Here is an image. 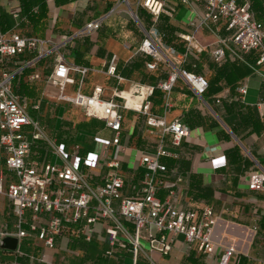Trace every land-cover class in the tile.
Listing matches in <instances>:
<instances>
[{"label":"built area","instance_id":"obj_1","mask_svg":"<svg viewBox=\"0 0 264 264\" xmlns=\"http://www.w3.org/2000/svg\"><path fill=\"white\" fill-rule=\"evenodd\" d=\"M181 1L186 5H203L202 14L192 25L195 31L206 27L217 35V46L212 54L215 60L225 59L229 54L242 61L247 54L257 52L256 63L264 64V24L257 19L252 0ZM7 6L16 25L24 22L21 3ZM142 6L156 17L172 12L164 0H143ZM31 13H38V6L33 7ZM26 20L28 22V18ZM219 22L224 24L225 34L219 33ZM102 23L103 18H96L73 34L57 36L50 32L41 37L4 32L0 22V198L7 197L8 215L13 217L12 225L3 221L0 241L6 236L17 237L16 251L21 252L26 239H37L46 248L55 250L59 238L78 236L92 243L104 236L108 244L104 258L117 259L122 249L131 255L129 264H139L142 256L150 264H159L152 253L170 254L177 237L182 236L189 247L196 246L201 253L212 254L218 244L215 229L220 217L216 209L213 206L179 209L171 199H163L159 194L163 176L169 172L163 158L174 156V151L165 144V136L172 135L171 144L176 148L189 133L181 119L171 123L166 120L172 106L171 92L179 78L185 79L200 96L208 90L209 83L202 75L179 66L186 55H180L176 47L169 45L165 34L153 25L144 30L139 52L151 58L147 63L150 70L160 64L171 67L167 79L157 85L134 84L128 92L115 88L110 99L104 98L105 88L101 85L95 86L91 94L84 93L83 85L91 69L69 62L64 49L77 37L95 35ZM182 38L188 42V48L202 50L195 32L183 34ZM40 65L44 70L38 69ZM106 73L118 82L124 80L118 73L116 55L110 59ZM42 79L48 87V103L62 109L59 118L68 104L86 117L104 120L106 127L113 131L111 140L104 145L105 171L101 182L94 183L75 164L82 162L80 144H75L70 151L58 144V132L50 135L33 114L41 110V104L18 91L24 81L33 84ZM156 89L165 92L164 114L151 110V97ZM237 92L238 97L244 98L247 83H242ZM229 94L226 90L216 98V103H222ZM123 109L144 114L147 124L160 129L161 133L159 147L140 157L141 186L139 190L132 186L137 190L133 195L126 194L127 180L120 171L124 150L121 144ZM209 150L214 152L217 148ZM84 160V163L89 161L87 157ZM168 186L173 196L174 185ZM247 187L264 192V168L260 164L249 171ZM251 231L253 241L258 236L264 245L260 226L254 223ZM244 257H248V253L240 251L235 244L223 245L217 264H230L233 258L235 264H241Z\"/></svg>","mask_w":264,"mask_h":264},{"label":"crops","instance_id":"obj_2","mask_svg":"<svg viewBox=\"0 0 264 264\" xmlns=\"http://www.w3.org/2000/svg\"><path fill=\"white\" fill-rule=\"evenodd\" d=\"M33 1L39 12L32 15L25 11L24 1L15 3H21L24 14L29 16L27 23L19 25H16L10 6H7L10 2H5L6 9L2 2V30L41 37L50 32L62 36L83 29L93 19L103 18L102 27L95 35L77 37L64 49L69 62L91 69L83 85L84 93L91 94L95 86L101 85L105 88L104 98L110 99L115 88L128 92L134 84L157 85L167 79L171 67L160 64L157 69L150 70L147 63L151 58L139 52L144 30L153 25L165 34L169 45L176 47L180 55H186L179 66L202 75L213 92L209 94L208 101L204 97L208 90L200 96L185 79L177 80L170 95L172 106L166 113V120L171 123L181 119L188 126L189 133L176 148L171 144L172 135L165 136V144L174 151V156L163 158L169 172L163 176L159 194L163 199H171L179 209L213 206L220 217L215 229L218 244L214 253L206 255L196 246L189 247L184 237L178 236L170 254L162 255L155 251L152 257L159 264H217L222 246L235 244L240 251L248 253L241 264H263L264 245L258 236L253 241L251 229L255 223L264 232V192L251 191L247 187L249 171L258 164L264 168V64L256 63L258 53H249L242 61L229 54L225 59L215 60L212 54L217 46V35L206 27L195 31L192 25L203 12L202 4L186 5L181 0H164L172 12H163L156 17L142 6L143 0ZM33 15L34 20L31 18ZM218 28L219 33L225 34L222 22ZM193 32L202 50L188 48V42L182 38L183 34ZM113 55L118 58V73L124 77L121 82L106 73ZM38 69L44 70L42 65ZM244 82L248 85V92L241 98L237 88ZM33 84L27 86L35 89L37 94L26 95L39 102L42 110V103L50 102L46 95V81L42 79ZM226 90L230 91L229 97L217 104L216 98ZM117 100L123 102L121 98ZM151 102L152 112L165 113L163 90L156 89ZM49 111L56 118V125H60L59 130L61 125L81 127L76 135L72 133L70 136L72 143L80 138L94 140L96 148L100 149L99 154L87 163L76 161L75 164L94 183L101 182L105 171L104 145L111 140L113 131L106 127L104 120L86 117L78 108L67 106L61 118L60 107L52 105ZM39 112L34 113L37 115ZM123 114L121 144L124 150L120 171L127 180L126 194L133 195L141 186L143 171L140 157L159 147L161 133L160 129L147 124L144 114L132 109H123ZM84 125L103 126L95 133L86 130ZM102 134L109 135V139L100 138ZM66 138L68 140V135ZM212 147L217 150L211 152L209 149ZM171 184L175 190L173 196L168 186ZM133 185L136 191L132 189ZM9 222L13 224V217ZM2 224L0 221V227ZM10 228L13 230V226ZM107 247L104 236L92 243H86L78 236L59 238L55 250L46 248L37 239H26L21 252L0 248V264H129L131 255L127 250H119L117 259L104 258L102 255ZM140 262L150 264L144 256ZM230 264H235V258Z\"/></svg>","mask_w":264,"mask_h":264},{"label":"rangeland","instance_id":"obj_3","mask_svg":"<svg viewBox=\"0 0 264 264\" xmlns=\"http://www.w3.org/2000/svg\"><path fill=\"white\" fill-rule=\"evenodd\" d=\"M6 1L10 2L11 4H15V3L18 2V0H1V3L3 2L2 5H4L3 8H5V6H6V4H5ZM33 7H35V6L33 5L32 8ZM23 17H24V22L23 23H27L26 19L29 16H26L25 14H23ZM28 21H29V19H28ZM22 76H24V75H22ZM22 78L20 77V79H22ZM22 81L20 83H22ZM24 84L26 86H27V84L30 85L29 83H27V81L26 82L24 81L22 83V85H24ZM18 91H19V88H18ZM52 105L53 104H50V106H52ZM50 106H49V104L42 103V110L40 112L38 111L39 113H37V115H36V113H33V114L36 116L37 119L40 118L41 122L44 124L45 128H47L48 133L50 135H54V133L58 132V144H61L68 151L71 150V148L73 147V145H75V143L81 144L82 149H81L80 155L83 157L82 158V163H84V161H85L84 158L85 157H87V159L90 161V160H92L94 158L95 154L96 155L99 154V152H100L99 150L100 149L96 148V145H95L93 139H89L87 141L84 138H80L79 141H76V142L73 141V143L71 141H69L70 138H71L70 136L72 135V133H74V135H76V133L79 132L78 131L79 128L81 129V127H77V125H61V129L59 130L60 125H56L57 120H56V118H54L52 116V113L49 111ZM66 106L70 107V105H68V104ZM42 114H43V116H42ZM38 115H40V116H38ZM102 126L103 125H84L86 130L92 131V132H95V133ZM66 135H68V140L66 138ZM91 136H93V134ZM101 137H103V138H105L107 140L109 139V135H106V134H102L100 136V138ZM73 161H75V158H73ZM4 168H5V166H4ZM0 210L3 213V215L0 216V221H5V220L11 221L12 220V217H9V215H8L9 214V205H8V200H7L6 196H2L0 198ZM1 258H2V256L0 254V260H1ZM140 264H143V263L140 262Z\"/></svg>","mask_w":264,"mask_h":264},{"label":"trees","instance_id":"obj_4","mask_svg":"<svg viewBox=\"0 0 264 264\" xmlns=\"http://www.w3.org/2000/svg\"><path fill=\"white\" fill-rule=\"evenodd\" d=\"M22 1H24V3H25V11L28 12V14L32 15L31 8L35 2L33 0H22ZM252 4H253V9L255 11L257 19L264 24V0H252ZM31 18H32V20H34V15L31 16ZM214 89H217V88H214ZM19 91H21L22 93L28 94V95L37 94L35 89H32V88L26 86L25 84L24 85L21 84ZM211 92H213V90H211L209 87L207 93L204 94V97L208 101H209L208 97H209V94ZM2 250L8 251V252H15V251H10V250H6V249H2Z\"/></svg>","mask_w":264,"mask_h":264},{"label":"water","instance_id":"obj_5","mask_svg":"<svg viewBox=\"0 0 264 264\" xmlns=\"http://www.w3.org/2000/svg\"><path fill=\"white\" fill-rule=\"evenodd\" d=\"M0 248L16 251L18 248V238L13 236H7L0 242Z\"/></svg>","mask_w":264,"mask_h":264}]
</instances>
